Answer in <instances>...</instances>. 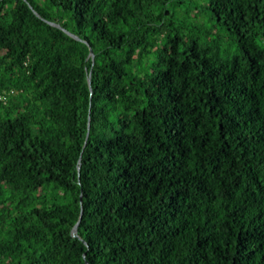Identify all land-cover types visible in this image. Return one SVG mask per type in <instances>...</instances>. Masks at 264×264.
<instances>
[{
    "label": "trees",
    "instance_id": "trees-1",
    "mask_svg": "<svg viewBox=\"0 0 264 264\" xmlns=\"http://www.w3.org/2000/svg\"><path fill=\"white\" fill-rule=\"evenodd\" d=\"M0 264H264V0H0Z\"/></svg>",
    "mask_w": 264,
    "mask_h": 264
},
{
    "label": "water",
    "instance_id": "water-1",
    "mask_svg": "<svg viewBox=\"0 0 264 264\" xmlns=\"http://www.w3.org/2000/svg\"><path fill=\"white\" fill-rule=\"evenodd\" d=\"M34 13L37 15V13L34 11ZM50 25H52V26H56V27H59V28H62V27H60V25L58 24V23H56V22H53V21H49L48 22ZM63 29V28H62ZM64 30V29H63ZM69 36H71V37H73V38H75V39H79L78 38V36H76L75 34H73V33H71V32H69V31H67V30H64ZM93 52H92V49L89 47V51H88V54H87V57H90L91 58V61H93ZM90 77L88 76L87 77V82H88V86H89V89H90ZM88 127V126H87ZM88 129V128H87ZM78 165H79V160H78ZM81 217V214H80V216H79V218ZM79 218H78V220H77V222L74 224V226L72 227V229H71V233H72V235L73 236H75L76 235V228H77V225H78V221H79Z\"/></svg>",
    "mask_w": 264,
    "mask_h": 264
}]
</instances>
